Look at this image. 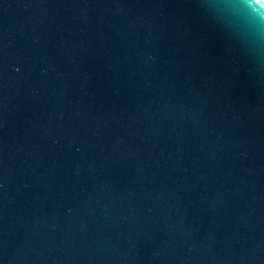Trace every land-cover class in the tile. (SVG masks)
<instances>
[{
    "label": "water",
    "instance_id": "1",
    "mask_svg": "<svg viewBox=\"0 0 264 264\" xmlns=\"http://www.w3.org/2000/svg\"><path fill=\"white\" fill-rule=\"evenodd\" d=\"M0 264H264V0H0Z\"/></svg>",
    "mask_w": 264,
    "mask_h": 264
}]
</instances>
